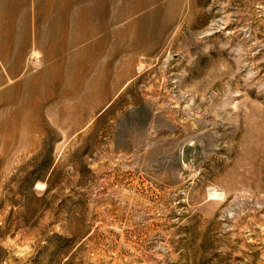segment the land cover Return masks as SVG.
<instances>
[{
	"label": "rangeland",
	"instance_id": "obj_1",
	"mask_svg": "<svg viewBox=\"0 0 264 264\" xmlns=\"http://www.w3.org/2000/svg\"><path fill=\"white\" fill-rule=\"evenodd\" d=\"M15 1L0 264H264V0Z\"/></svg>",
	"mask_w": 264,
	"mask_h": 264
},
{
	"label": "crops",
	"instance_id": "obj_2",
	"mask_svg": "<svg viewBox=\"0 0 264 264\" xmlns=\"http://www.w3.org/2000/svg\"><path fill=\"white\" fill-rule=\"evenodd\" d=\"M15 5H19L18 2L15 0H8V3L3 6L0 9V27H7L12 19H10V15H12L14 12L11 11ZM2 18V19H1ZM129 25L126 28V33L124 34L123 38H110L107 40V42L104 44L105 47H160L163 44L164 41V32L161 31V35L159 37L158 32L156 35L154 34V30H152V33L144 37L137 36V31L134 27V19H130L128 21ZM22 25H24L22 23ZM96 36H85L83 34V31L79 28H72L67 26L66 28L52 33L48 39L50 43H46L44 46L51 47L54 45H63V46H75V45H82L84 41H90L91 38H95ZM74 38H84L81 42H75ZM117 41L124 42V43H117ZM33 46H36L33 44ZM54 51V50H53ZM39 52V51H37ZM56 52V51H55ZM62 54L64 50L60 51ZM44 54L46 57H52L57 56L54 52L50 51L49 48H44Z\"/></svg>",
	"mask_w": 264,
	"mask_h": 264
},
{
	"label": "bare ground",
	"instance_id": "obj_3",
	"mask_svg": "<svg viewBox=\"0 0 264 264\" xmlns=\"http://www.w3.org/2000/svg\"><path fill=\"white\" fill-rule=\"evenodd\" d=\"M0 14H1V13H0ZM1 19H2V18H1ZM31 54H32L33 56H36V57H37L38 54H39V52H37V51H36V52L33 51ZM32 55H31V57H32ZM48 67H49V66H48ZM55 68H57V67H55ZM57 72H58V71H57ZM86 73H87V72H86ZM41 75H42L43 77H44V76L46 77V76H47V72L44 71ZM54 78H55L56 81H59V80H60V77H58V76H56V75L54 76Z\"/></svg>",
	"mask_w": 264,
	"mask_h": 264
}]
</instances>
